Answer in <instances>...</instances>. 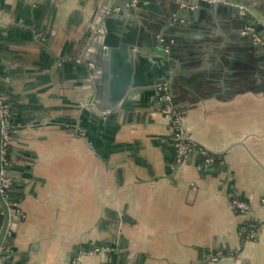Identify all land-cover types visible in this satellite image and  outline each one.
Masks as SVG:
<instances>
[{"label": "crops", "instance_id": "0c3cea01", "mask_svg": "<svg viewBox=\"0 0 264 264\" xmlns=\"http://www.w3.org/2000/svg\"><path fill=\"white\" fill-rule=\"evenodd\" d=\"M108 3L0 0V101L13 132L7 259L75 264L98 251L80 264H264V61L242 39L250 26L210 1L216 14L180 34L190 47L172 73L175 102L192 140L217 162L196 154L179 162L158 88L105 115L93 103L101 73L81 57ZM136 13L133 76L143 63L160 68L152 51L162 20Z\"/></svg>", "mask_w": 264, "mask_h": 264}, {"label": "water", "instance_id": "95a60500", "mask_svg": "<svg viewBox=\"0 0 264 264\" xmlns=\"http://www.w3.org/2000/svg\"><path fill=\"white\" fill-rule=\"evenodd\" d=\"M210 1L227 8L231 17L240 20L242 27L249 25L256 29L258 35L264 36V11L255 8L248 0H163L164 8L150 2L145 3L143 0H108L109 3L105 5L98 27L96 26L97 34L92 36L91 48L88 49L94 54L90 55L86 48L81 57L82 64L93 62L95 70L101 73L99 82L96 83L98 93L93 102L99 110V115L114 112L132 93L158 88L161 82L167 83L174 98L176 97L171 86L172 73L180 67L179 55L182 48L189 46L181 43L185 38L183 39L180 34H185L189 28L193 27L200 15L209 17L210 14H216L217 10L208 5ZM252 1L264 2V0ZM189 8L193 10L190 12ZM138 10L148 11L162 20L155 30L156 48L152 51L156 54L154 60L161 69L157 67L156 69L153 64L148 66L143 63L142 67L137 66V72L133 76L134 63L138 56L132 50L138 44L137 34L141 31L138 25L139 16L136 13ZM149 19L153 21V18ZM173 19L177 24L173 25ZM124 30H127L125 34ZM242 39L246 40V44H251L259 50L260 61L263 62L264 49L255 44L250 37H242ZM149 45L148 40H142L143 49L150 51ZM146 71L148 77H145ZM259 71L263 72L264 68H260ZM1 129L0 116V150ZM9 169L6 175L10 179ZM1 171L0 159V264H10V260L7 259L10 255L5 252L3 246L7 242L8 231H12L9 228L13 208L1 189Z\"/></svg>", "mask_w": 264, "mask_h": 264}, {"label": "built area", "instance_id": "2783aa9c", "mask_svg": "<svg viewBox=\"0 0 264 264\" xmlns=\"http://www.w3.org/2000/svg\"><path fill=\"white\" fill-rule=\"evenodd\" d=\"M242 35L250 37L253 42L264 49V36H260L256 33V29L253 27H245ZM39 39L40 36H37ZM91 69L94 68L93 64H90ZM158 92L162 98V115L168 120L169 126L173 135L174 147L176 150L177 158L179 162L184 161L193 154L199 155L203 158L207 166H212L216 163L217 159L214 156L209 155L206 151L200 149L197 144L192 140L191 136L187 132L184 126V119L181 110L178 108L175 98L171 92V89L167 83H162L158 86ZM0 116H1V150L0 159L2 163L1 171V189L5 197L8 196V192L11 188V180L7 177V171L10 168L9 151L13 141V132L11 128L10 118L11 112L9 107L0 101ZM233 206L245 216L250 213L249 206L238 199L233 200ZM260 222L255 224H248L249 237L254 239L257 236V227ZM98 251L86 252L83 255L93 256ZM82 256H79L75 261V264H80Z\"/></svg>", "mask_w": 264, "mask_h": 264}, {"label": "flooded vegetation", "instance_id": "af4514ba", "mask_svg": "<svg viewBox=\"0 0 264 264\" xmlns=\"http://www.w3.org/2000/svg\"><path fill=\"white\" fill-rule=\"evenodd\" d=\"M9 158H10V161H11V153H10V156H9Z\"/></svg>", "mask_w": 264, "mask_h": 264}, {"label": "trees", "instance_id": "16d2710c", "mask_svg": "<svg viewBox=\"0 0 264 264\" xmlns=\"http://www.w3.org/2000/svg\"><path fill=\"white\" fill-rule=\"evenodd\" d=\"M10 153H11V150L9 151V155H10ZM217 162V161H216Z\"/></svg>", "mask_w": 264, "mask_h": 264}]
</instances>
